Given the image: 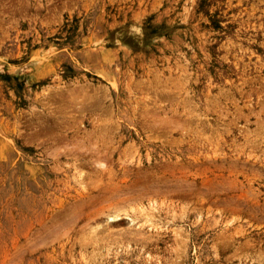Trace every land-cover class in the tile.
I'll list each match as a JSON object with an SVG mask.
<instances>
[{"label":"rangeland","instance_id":"1","mask_svg":"<svg viewBox=\"0 0 264 264\" xmlns=\"http://www.w3.org/2000/svg\"><path fill=\"white\" fill-rule=\"evenodd\" d=\"M0 264H264V0H0Z\"/></svg>","mask_w":264,"mask_h":264}]
</instances>
